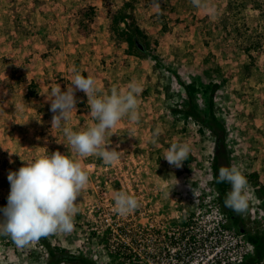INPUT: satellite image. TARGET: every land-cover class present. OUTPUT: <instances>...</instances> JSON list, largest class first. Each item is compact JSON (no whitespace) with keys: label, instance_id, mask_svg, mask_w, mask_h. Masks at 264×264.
Wrapping results in <instances>:
<instances>
[{"label":"rangeland","instance_id":"1","mask_svg":"<svg viewBox=\"0 0 264 264\" xmlns=\"http://www.w3.org/2000/svg\"><path fill=\"white\" fill-rule=\"evenodd\" d=\"M127 1L142 30L144 49L134 54L109 31V11ZM201 4L207 7H197L193 0H0V208L8 203L9 172L18 171L22 160L59 150L83 163L89 182L76 202L73 231L47 236L52 245L98 264H148V250L124 248L134 237L126 230L132 216L140 225L187 234L213 230L223 219L229 240L218 242L225 250L221 257H238L245 237L231 226L217 199L215 137L175 111L186 97L173 72L187 83L196 81L204 113L211 84L219 85L214 111L226 125L230 166L235 164L245 177L257 172L264 186V17L249 0ZM76 72L92 75L97 95L126 89L132 81L141 88L138 120L124 117L106 135L105 144L119 145L121 151L113 165L95 155L81 158L68 152L64 127L78 131L95 122L83 91L75 92L76 107L67 123L52 128L47 97L54 88L71 87ZM32 82L38 85L35 96ZM172 143L190 147L180 168L163 158ZM248 186L244 226L264 230V194ZM117 191L136 197L140 207L118 214ZM143 206L151 209L150 217ZM192 222L194 229L187 228ZM42 250L39 239L17 247L11 237L0 235V264H41ZM196 254L209 258L203 247Z\"/></svg>","mask_w":264,"mask_h":264},{"label":"clouds","instance_id":"2","mask_svg":"<svg viewBox=\"0 0 264 264\" xmlns=\"http://www.w3.org/2000/svg\"><path fill=\"white\" fill-rule=\"evenodd\" d=\"M193 4L207 7L201 4V0H193ZM70 83L71 87L66 90L54 88L51 98L47 97L53 113L52 128L60 127L62 121L67 123L76 107L75 92L83 91L88 97L89 115L95 122L78 131L64 127L68 152L81 158L95 155L105 164H115L121 158L119 145L109 147L105 138L124 117L131 122L138 120L140 86L132 81L126 89L114 87L110 94L97 95L96 80L91 74L85 77L79 72L74 74ZM189 152L187 143H172L163 158L170 165L180 168ZM22 161L23 166L18 171L8 174L10 193L7 205L0 208V235L11 237L17 247H26L41 237L71 233L77 212L76 202L89 182V173L83 163L59 150ZM217 182L231 184V191L225 199L227 207L237 212L246 210L250 198L249 186L239 167L235 164L221 167ZM192 191L196 197V191ZM114 201V210L122 216L140 207L138 199L125 191L115 192Z\"/></svg>","mask_w":264,"mask_h":264},{"label":"trees","instance_id":"3","mask_svg":"<svg viewBox=\"0 0 264 264\" xmlns=\"http://www.w3.org/2000/svg\"><path fill=\"white\" fill-rule=\"evenodd\" d=\"M252 3L253 8L259 10L260 15L264 17V0H249ZM243 8L246 4L242 2ZM132 2L127 1L123 6L109 11V31L119 37L120 40L126 42L129 47V53H133L139 50H143L141 47L140 38L142 36V30L136 23L135 17L132 14ZM131 19V21H130ZM173 75L177 78L185 91L186 101L183 104L181 110L175 109V111L182 113L186 119H193L198 123L204 131L207 128L215 137V154L213 158L212 169L215 179V187L218 191V200L222 206L224 212L228 215L231 226L237 230V232H243L246 239L254 245V254L248 257L242 264H262L264 261V230H250L245 228L244 221L242 219V212H237L231 207L225 205V199L227 193L231 191V184L228 182H217L219 170L221 167L230 166V153L228 152V146L226 143V125L220 120L214 111V93L218 89L217 83L211 84V95L208 98V113L201 111L197 94L200 92V87L196 81L185 82L181 80L177 72H173ZM38 85L35 82L30 84V93L32 96L36 95V89ZM191 157V156H190ZM247 182L252 184L260 196L264 194V186L261 185L259 180V174L257 172L246 175ZM44 252V261L41 264H98L94 260L82 255L74 254L65 248L52 245L46 237L39 238Z\"/></svg>","mask_w":264,"mask_h":264},{"label":"built area","instance_id":"4","mask_svg":"<svg viewBox=\"0 0 264 264\" xmlns=\"http://www.w3.org/2000/svg\"><path fill=\"white\" fill-rule=\"evenodd\" d=\"M145 213L147 217H150V208H146ZM141 211H137L136 214L140 215ZM195 219V217H193ZM134 220L127 230L128 234L134 236L131 238V242H125L124 248H130L132 250H138V248H145L148 250V264H235L236 262L242 264L251 255L254 254L255 247L245 237V234L241 232L245 237L243 240V246L240 247L238 257L233 260H229V257L222 258V251H225L223 246L218 244L222 238L229 240V230L225 228L226 220L220 219L216 228L213 230H204V232H191L189 234L180 232L179 230H166L162 226H156L150 224L149 226L137 224L135 216H132L130 221ZM195 222L189 223L187 228L194 229ZM120 224H117V231ZM215 238L213 240L212 238ZM203 247L206 250L208 257L204 260V256L197 255L196 251ZM225 247V246H224ZM229 250V245L226 249ZM210 254V251H214ZM220 255V256H219ZM201 256V259H199Z\"/></svg>","mask_w":264,"mask_h":264}]
</instances>
